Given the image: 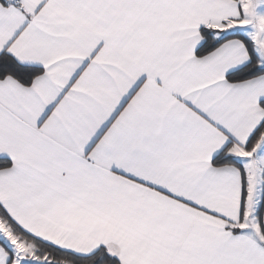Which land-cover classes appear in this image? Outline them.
<instances>
[{
	"label": "snow or ice",
	"instance_id": "6c2138e0",
	"mask_svg": "<svg viewBox=\"0 0 264 264\" xmlns=\"http://www.w3.org/2000/svg\"><path fill=\"white\" fill-rule=\"evenodd\" d=\"M0 264H264V0H0Z\"/></svg>",
	"mask_w": 264,
	"mask_h": 264
}]
</instances>
